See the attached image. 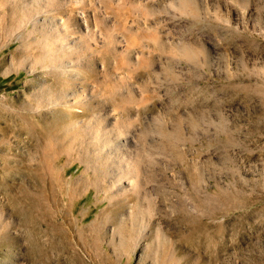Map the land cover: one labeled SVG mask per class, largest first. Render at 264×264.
<instances>
[{"label": "rangeland", "instance_id": "1", "mask_svg": "<svg viewBox=\"0 0 264 264\" xmlns=\"http://www.w3.org/2000/svg\"><path fill=\"white\" fill-rule=\"evenodd\" d=\"M106 1L0 0V264H264V0Z\"/></svg>", "mask_w": 264, "mask_h": 264}, {"label": "bare ground", "instance_id": "2", "mask_svg": "<svg viewBox=\"0 0 264 264\" xmlns=\"http://www.w3.org/2000/svg\"><path fill=\"white\" fill-rule=\"evenodd\" d=\"M103 1H104V0H103ZM105 1H106V0H105ZM100 2H101V1H100ZM100 2H99V3H100ZM106 2L109 3V1H106ZM110 2H111V1H110ZM112 3L114 4V2H112ZM104 4H105V3L103 2V5H104ZM110 5H111V4H106L105 6H106V8H108V9L110 8V9H111V6H110ZM116 5H117V4H116ZM112 6H113V8H114V5H112ZM121 6H122V5H121ZM127 6H128V5H127ZM127 6L124 7V5H123L124 8H122V7H120V8L125 9ZM129 7H130V6H129ZM116 8H118V6H117ZM112 10H113V9H112ZM114 10H115V9H114ZM116 10H117V9H116ZM116 10H115V11H116ZM120 10H121V9H120ZM120 10H118V13L120 12ZM110 12H112V11H110ZM116 13H117V12H116ZM48 14H49V13H48ZM113 14H115V13H113ZM117 15H119V14H117ZM39 17H43V16L40 15ZM119 17H120V15H119ZM57 19L59 20V23H61V24L63 25V27H65V23H64L65 20L62 18V16H57ZM43 21H45V20H43ZM61 24H60V25H61ZM63 27H62V28H63ZM50 28H51L52 30H55V31H58V32H59V27H58L57 24H54V23H53V24L50 26ZM66 28H67V27H66ZM68 30H69V29H68ZM130 30H131V29H130ZM130 30H126V31L129 32ZM64 31L67 32L65 29H64ZM133 31H134V30H133ZM138 31H139V30H138ZM138 31L136 30V32H137L138 34H140V32H138ZM58 32H57V33H58ZM61 32H62V31H61ZM68 32H70V31H68ZM63 33H64V32H63ZM73 33H74V32H72V34H73ZM130 33H132V32L130 31ZM66 34H67V33H66ZM128 34H129V33H128ZM143 34H144V33H143ZM143 34H142V35H143ZM70 35H71V34H70ZM76 35H77V33H76ZM76 35H73V37H72V38L70 37V38H71L73 41L78 42V40H79L78 37H80V34H78V37H77ZM125 35H127V33H125ZM140 35H141V34H140ZM142 35H141V36H142ZM145 35H146V34H145ZM129 36H131V35H129ZM141 36H140V37H141ZM127 38L129 39V37H126L125 39H127ZM145 38H146V37H145ZM145 38L143 37V39H145ZM66 39H67V38H66ZM71 39H70V40H71ZM143 39H142V41H143ZM147 39H148V38H147ZM80 40H81V39H80ZM80 40H79V41H80ZM126 41H127V40H126ZM131 41L134 42V43H138V42L140 41L139 36L133 34V35L130 37V43H132ZM144 41H145V40H144ZM160 41H161V40H160ZM156 43H157V42H155V45H156ZM62 44H63V42H62ZM126 44H127V43H126ZM152 44H153V43H152ZM54 45H55V44H54ZM68 45H69V43H68ZM68 45H67V46H68ZM127 45H128V44H127ZM130 45H131V44H130ZM132 45H133V44H132ZM159 45H160V46H158V47H161V44H159ZM150 46H151V45H150ZM151 47H154V46H151ZM158 47H156V49H157ZM52 48H53V47H51V49H52ZM149 49H150V47H149ZM158 49H159V48H158ZM53 50H54V49H53ZM151 50H153V49L151 48ZM50 51H51V50H50ZM155 51H156V50H155ZM147 53H148V51H147ZM151 54H152V53H151ZM151 54H150V55H151ZM153 54H154V53H153ZM108 55H109V54H108ZM116 120H117V119H116ZM89 123H90V122H89ZM114 123H115V122H114ZM111 126H112V125H111ZM114 126H115V125H114ZM109 128H110V127H109ZM113 128H114V127H113ZM113 128H112V130H113ZM115 128H116V127H115ZM116 129H117V128H116ZM112 130H111V131H112ZM108 131H110V130H108ZM117 131H120V130L117 129ZM106 132H107V131H106ZM112 133H114V132L112 131ZM112 133H111V134H112ZM115 133H116V132H115ZM111 134H110V135H111ZM116 134H118V132H117ZM116 134H114V135H116ZM112 135H113V134H112ZM118 135H119V134H118ZM120 135H121V133H120ZM122 135H123V134H122ZM131 135H132V134H131ZM131 135H129V133H128L127 135H125V136L122 137V138H123V140H124L125 142H130V141L132 140V138L130 137ZM40 137H41V136H40ZM113 137H114V136H113ZM116 137H118V136H116ZM132 137H134V136L132 135ZM118 139H119V138H118ZM133 140H135V138H134ZM120 141H121V140H120ZM134 147H135V146H134ZM129 150H130V148H129ZM127 151H128V150H127ZM127 151H126V152H127ZM131 153H132V151H131ZM128 168H129V167H128ZM131 170H132V169H131ZM129 171H130V170H129ZM126 173H127V172H126ZM129 173H130V172H129ZM130 174H131V173H130ZM124 175H125V174H124ZM130 178H131V177H130ZM128 179H129V178H128ZM125 181L127 182V179H126ZM129 182H131V181H129Z\"/></svg>", "mask_w": 264, "mask_h": 264}]
</instances>
